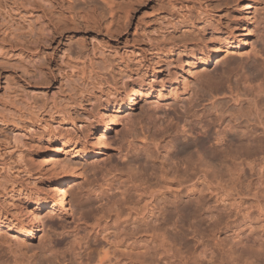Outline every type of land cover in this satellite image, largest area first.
<instances>
[{
  "label": "rangeland",
  "instance_id": "374dc122",
  "mask_svg": "<svg viewBox=\"0 0 264 264\" xmlns=\"http://www.w3.org/2000/svg\"><path fill=\"white\" fill-rule=\"evenodd\" d=\"M256 1L247 43L198 67L174 94L181 62L241 18L232 0H0L4 227L15 226L25 195L46 199L33 158L40 138L71 140L69 126L111 94L123 97L129 79L154 94L135 101L105 154L70 184L69 215L41 211L23 245L0 230V264H100L105 253L103 264H264V0ZM177 119L187 120L183 133L169 129Z\"/></svg>",
  "mask_w": 264,
  "mask_h": 264
},
{
  "label": "bare ground",
  "instance_id": "6f19581e",
  "mask_svg": "<svg viewBox=\"0 0 264 264\" xmlns=\"http://www.w3.org/2000/svg\"><path fill=\"white\" fill-rule=\"evenodd\" d=\"M232 2L235 3V11L241 9L242 15L238 22L237 20L233 21L231 33L229 32L227 36L223 37L221 40H216V42L212 40L203 42V52L201 54L198 53V50L192 51L187 57V60L181 62L179 71L175 74V78L171 79L170 86L167 89L168 92L176 94L180 89L185 91L189 83V78L198 67L203 70L214 62H217V55L220 53H224L225 56L228 54L236 55L238 50L247 43L251 33L250 28L252 25L253 13L255 12L254 7H257V1L232 0ZM245 80H247V77ZM257 80L258 79H256V81ZM227 83L229 84V81ZM230 88L233 87L229 85V87L216 88L213 90L209 89L205 93V96L213 99L217 94H224L225 91H229L230 93V91L233 90ZM259 89H261V87ZM259 89H257V91H261ZM163 90L164 89L160 87L157 91L158 99L163 97L162 95L164 93H160ZM125 91L123 97H115L111 94V98H109L110 96L105 98L103 102L99 104V107L97 106L99 108L97 113H93L94 109L85 110L77 125L75 124V128L69 126L73 131L71 140H62L58 138L50 139L48 136L39 139L37 148L33 150V158L38 171H40V173L44 172V174L38 172L39 175L37 179L40 182L42 196L46 199L34 201L29 198L30 195H25L19 202L17 208L18 217L15 224L13 223L15 226L4 227L0 224V230H4L5 228L6 232L13 230L14 233L19 236L18 240L22 241L21 244L23 245V240L29 241L35 233L38 224L37 220L40 217L41 211H47L48 215L52 217L69 215L70 207L65 197L69 192L70 184L76 183L79 178H81L82 167L96 163V161L105 154L108 150L109 137L113 127L126 116V113H130L134 110L135 101L138 99H147L150 95H154L149 93V88L136 83V80L134 81L133 79H129V84ZM234 98L238 99L239 97L237 96ZM234 98V101L237 100ZM191 116L192 115H190V117ZM70 120L72 122L73 118ZM186 123V119H177L174 123L170 120L168 126L172 131L178 132V130H180L181 133H183ZM206 124L208 126L210 122H206ZM84 127H87L88 130L85 134L83 133V135H81V130ZM200 130L198 134H201ZM192 131L193 128L190 126L188 128L189 133L186 132L188 136H192ZM219 136L220 133L217 132L215 139L218 140ZM19 138L17 135H13L12 143L14 145L19 144L21 142ZM18 160L20 161V159ZM204 167L207 168L209 166L204 164ZM204 179H206L205 176ZM20 256H22V254H20ZM102 257L103 258L100 259V264H103L102 261H104L103 259H105L106 253ZM20 262L30 264L29 261H25L24 259H21Z\"/></svg>",
  "mask_w": 264,
  "mask_h": 264
}]
</instances>
